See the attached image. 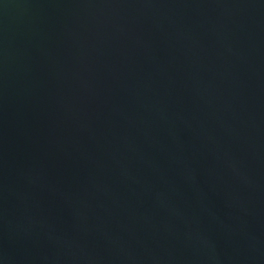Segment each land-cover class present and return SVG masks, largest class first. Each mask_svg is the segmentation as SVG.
Here are the masks:
<instances>
[{
    "label": "water",
    "instance_id": "95a60500",
    "mask_svg": "<svg viewBox=\"0 0 264 264\" xmlns=\"http://www.w3.org/2000/svg\"><path fill=\"white\" fill-rule=\"evenodd\" d=\"M0 264H264V0H0Z\"/></svg>",
    "mask_w": 264,
    "mask_h": 264
}]
</instances>
